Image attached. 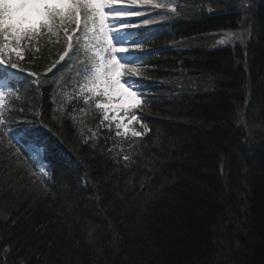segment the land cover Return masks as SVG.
Segmentation results:
<instances>
[{
    "label": "trees",
    "instance_id": "trees-1",
    "mask_svg": "<svg viewBox=\"0 0 264 264\" xmlns=\"http://www.w3.org/2000/svg\"><path fill=\"white\" fill-rule=\"evenodd\" d=\"M186 1L152 45V134L127 168L110 162L109 136L95 139L96 117L71 119L79 104L57 92L59 72L15 107L67 157L41 190L0 141V186L15 196L0 216L2 264H264V0ZM237 28H249L245 46L210 47L209 34ZM35 38L26 63L43 70L66 37ZM195 80L208 91L181 90Z\"/></svg>",
    "mask_w": 264,
    "mask_h": 264
},
{
    "label": "snow or ice",
    "instance_id": "snow-or-ice-1",
    "mask_svg": "<svg viewBox=\"0 0 264 264\" xmlns=\"http://www.w3.org/2000/svg\"><path fill=\"white\" fill-rule=\"evenodd\" d=\"M149 2L150 0H127L128 5ZM155 7L161 6L157 4ZM25 9H33L38 13L41 17L40 28L46 29L49 34L63 30L67 47L53 67L61 63H65V66L70 64L72 55L79 54L82 39L84 49L91 52L92 65L89 82L81 91L86 90L87 93L102 96L105 102L97 103L96 107L104 110L103 119L115 120L118 130L116 134L120 135L119 130L123 129L126 135L131 122L138 120L137 115L132 113L141 103L143 96V93L138 95V91L146 87V84L138 79L139 69L134 63L122 62L125 55L133 56L135 60L143 57V51L130 50L123 46L130 42L139 48V40L127 41L129 29L127 21L123 18L140 15V12L123 4L117 5L116 0H54L51 5L45 3L42 10L36 0H0V67L4 64L5 52L13 51V44L19 47L21 40L38 34V29L34 26L28 28L19 26L26 19L19 15ZM110 19L112 27L108 23ZM149 23V20H144L145 25ZM68 25L76 26L71 28V33L75 36L70 34ZM20 75L30 79L36 74H25L16 70L15 64H11L0 74V109L4 107L5 90L17 84L22 86L23 82L16 79ZM109 113L112 115L109 116ZM0 123H3V120H0ZM143 127L147 132V127ZM131 135L140 137L143 133L131 129ZM13 140H16L15 135Z\"/></svg>",
    "mask_w": 264,
    "mask_h": 264
},
{
    "label": "rangeland",
    "instance_id": "rangeland-1",
    "mask_svg": "<svg viewBox=\"0 0 264 264\" xmlns=\"http://www.w3.org/2000/svg\"><path fill=\"white\" fill-rule=\"evenodd\" d=\"M116 3H117V5H120V4H123L124 6L128 5L127 0H116ZM157 4H159L161 7H159V8L155 7V5H157ZM181 4H186V2L185 1L183 2V0H150V2L147 4L130 5V6H132L130 8L138 10L140 12V14L143 13L144 16L146 15L147 11L153 10L154 15L152 16V18H156L157 20H161V19L167 20L168 18H176V17H178V15H181V14H179L180 11L178 9V7ZM38 5H39V3H38ZM146 5L149 6L148 9L145 8ZM34 12H35V10H33V9L22 10V12L19 15L26 17V19H24L23 22L19 25L21 28L23 27V24L26 25V23H33V22H36L39 20V18L34 14ZM139 16H141V15L125 17L123 19H125L127 21V26H128L129 25L128 22L130 23V21H129L130 18H140L139 19L140 21L143 20ZM108 23H109L110 27L113 26L111 19L109 20ZM142 24H144V23H142ZM142 24H140V25H142ZM136 26H139V25L138 24L134 25L135 28H136ZM131 28H132V25H131ZM129 34L130 33L128 32L127 40H128ZM207 37H209V43H210L209 45L212 48H215L216 46L235 47L237 45H240L243 47L246 45V43L250 39V31H249V28H241L238 30H226V31H220L217 33H215V32L211 33ZM128 61L129 60H123L122 62H128ZM17 68L18 67H16V69ZM4 99H5V94H4ZM102 102H105L104 98H103ZM102 112H104L103 109H102ZM111 115L112 114L109 113V116H111ZM109 121H115V120H109ZM131 129H135L134 128V122H131L130 130L126 135H131ZM120 130L124 132L123 129H120ZM0 133H1L0 138H2L4 140L9 139V133L7 130H1L0 129ZM39 152H40L39 150L36 151L37 156H40ZM19 169H21L22 173L27 171L26 167L25 166L23 167L22 165L20 166ZM32 175H35V173L32 172ZM31 177H29V178L32 179ZM4 188L5 187L0 186V212L1 211L2 212L8 211L15 204V199H14L13 195H10L7 192V190H4Z\"/></svg>",
    "mask_w": 264,
    "mask_h": 264
},
{
    "label": "bare ground",
    "instance_id": "bare-ground-1",
    "mask_svg": "<svg viewBox=\"0 0 264 264\" xmlns=\"http://www.w3.org/2000/svg\"><path fill=\"white\" fill-rule=\"evenodd\" d=\"M215 49V48H214ZM192 76H195L196 77V74H193ZM181 84L183 85L184 82L182 81ZM185 87L181 88V90H185L186 92H189L188 91V87H189V84L188 83H185ZM199 92V93H204V92H207L208 89H207V84L202 85H198L195 87V89H193L192 92ZM191 93V92H190ZM12 153H14L13 156H15V158H20V153L17 152L16 150L12 151ZM131 151H123L121 153H113V151L110 153V156H109V160L112 164H114V166L118 167V168H127V166L131 163V160H130V156H131ZM156 155L153 154L152 152L149 153V160L150 162L153 160L155 161V157ZM125 157H127V159H125ZM14 158V159H15ZM146 159V158H145ZM18 164V162H17ZM85 186V185H84ZM14 199H15V196H13ZM14 206V205H13ZM12 211H14V207H11L8 211H5V212H0V216H9L10 214H12Z\"/></svg>",
    "mask_w": 264,
    "mask_h": 264
}]
</instances>
